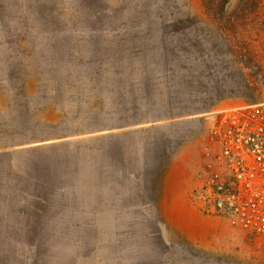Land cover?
Instances as JSON below:
<instances>
[{"label": "rangeland", "instance_id": "1", "mask_svg": "<svg viewBox=\"0 0 264 264\" xmlns=\"http://www.w3.org/2000/svg\"><path fill=\"white\" fill-rule=\"evenodd\" d=\"M205 12L203 0H0V146L81 151L89 167L102 170L124 167L119 157L126 151L136 153L132 168L141 167L137 154L155 164V155L165 153L168 162L179 159L193 170L195 187L209 114L219 105L264 98V0L253 19L228 28L235 32L221 30ZM160 16L162 22H153ZM158 30H177V40L144 50ZM171 44L179 50L180 70L177 78H167L173 83L165 82L172 103L163 111L168 118L148 122L144 114L116 107L113 129L80 133L89 111L101 119L115 113L112 102L102 105L98 92H87L85 76L102 86L117 78L125 62L162 60ZM239 54L249 68L238 63ZM124 94L135 96L132 88ZM197 211L202 218L192 223L163 224L167 241H144V255L140 242L134 264H264L263 239Z\"/></svg>", "mask_w": 264, "mask_h": 264}, {"label": "crops", "instance_id": "2", "mask_svg": "<svg viewBox=\"0 0 264 264\" xmlns=\"http://www.w3.org/2000/svg\"><path fill=\"white\" fill-rule=\"evenodd\" d=\"M40 146L0 149V264H134L140 242L144 255V241H167L163 224L202 218L182 160L143 153L132 168L126 151L124 167L102 170Z\"/></svg>", "mask_w": 264, "mask_h": 264}, {"label": "built area", "instance_id": "3", "mask_svg": "<svg viewBox=\"0 0 264 264\" xmlns=\"http://www.w3.org/2000/svg\"><path fill=\"white\" fill-rule=\"evenodd\" d=\"M206 132L192 205L264 240V98L219 105Z\"/></svg>", "mask_w": 264, "mask_h": 264}, {"label": "trees", "instance_id": "4", "mask_svg": "<svg viewBox=\"0 0 264 264\" xmlns=\"http://www.w3.org/2000/svg\"><path fill=\"white\" fill-rule=\"evenodd\" d=\"M232 1L234 0H203L204 8L206 11L205 15L207 16V19L213 24L217 23L223 26L221 30H228V32L236 31L229 30L228 28L234 29L236 25L246 24V22H248L250 19H253V17L258 14L260 8V0H236V3L230 7ZM166 18L171 19V22H175L173 15H170ZM163 20L164 18L160 16L158 18H155L153 22L159 24ZM176 31L174 30V32L172 33L175 34L171 33L170 35L169 32H166V30H158L155 33V36L154 34H152V36L150 37L151 43H149L150 45H148L144 50H154L153 46L156 45L154 43H162L164 40H166V38H169L170 41L172 39L177 40ZM138 38L139 36H134V39ZM171 45L172 48L168 50L169 52L167 53V55L163 58H160L162 60L154 59L151 63L136 61L134 63L125 62L124 64H121L118 67L117 78H109L107 82L102 86H94L93 78L90 76H85L84 78H86V88L88 90L87 92H98L100 95L98 97V99L100 98L99 103H101L102 105L106 104L107 102H112L111 105H113V108L112 106L111 108L112 110H114L115 108V113L113 114L111 112L105 114V117L101 119L100 117H97L95 113L91 114V112L89 111V113L85 116V130L80 133L86 134L93 133L95 131H103L105 129H113L114 126H116L113 123L116 120V111L118 112V109L116 107H124L125 110H123V112L125 111L127 113H130L132 111L134 114H144L145 117H143L142 120H148V122L159 120L162 118H168V115L163 114V111L172 107V103L169 102L170 89H167L166 85H168V83L165 84V82L173 83L174 80H167V78H177L176 73H178L180 70V67L178 65L179 50L176 48V45ZM142 51L143 50L136 52L134 58L140 57ZM240 57L241 60L238 63L241 64L243 68H249L248 63H246L245 60L242 61L243 55H240ZM123 60L126 59L122 58L121 62ZM111 66L112 62H109L105 66V69H103L104 72L109 73ZM170 72L172 73L168 75V73ZM113 80H116L115 83ZM81 83L84 84L83 80H81ZM110 83H114V85H111ZM246 86L249 88L250 85ZM130 88H132L135 92V96L127 97L124 92H128ZM119 90L124 92H121ZM110 94L112 96H109ZM134 103L137 104L138 108H131L128 106L129 104ZM89 109L91 108L89 107ZM155 110L161 111L162 115L160 116L162 117H153L152 114ZM97 122H99L100 125H98ZM10 146L11 143H8V145L4 144L3 146H0V149H4ZM66 152L72 153L70 151Z\"/></svg>", "mask_w": 264, "mask_h": 264}]
</instances>
